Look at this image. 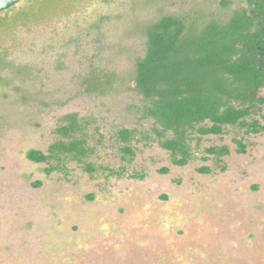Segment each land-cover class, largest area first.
<instances>
[{"label": "rangeland", "instance_id": "374dc122", "mask_svg": "<svg viewBox=\"0 0 264 264\" xmlns=\"http://www.w3.org/2000/svg\"><path fill=\"white\" fill-rule=\"evenodd\" d=\"M33 1L30 24L0 32V264H264V131L244 137L245 154L232 143L242 132L207 135L188 165L173 166L156 140L139 141L153 121L141 118L134 84L150 24L223 21L244 0H24L15 10ZM94 75L110 84L93 89ZM71 117L84 132L58 137ZM121 129L138 132L130 163ZM80 136L92 150L82 163L26 157ZM213 145L230 154L203 161Z\"/></svg>", "mask_w": 264, "mask_h": 264}, {"label": "trees", "instance_id": "16d2710c", "mask_svg": "<svg viewBox=\"0 0 264 264\" xmlns=\"http://www.w3.org/2000/svg\"><path fill=\"white\" fill-rule=\"evenodd\" d=\"M15 6L0 13V32L23 27L37 15L36 5ZM223 6L229 2L224 1ZM32 12V13H30ZM34 14V15H33ZM21 22L20 25H16ZM7 65L0 57V67ZM108 86L94 75L89 85L98 90ZM135 89L145 100L139 110L141 118L151 119L150 132L139 141L156 140L158 146L169 154L170 164L183 167L193 158L203 136H221L227 129L242 132L240 139L233 138L235 153L244 154V137L257 135L264 130L261 114L264 97L259 91L264 87V0H244L243 6L232 11L226 20L209 19L197 22L190 16L166 15L150 24L145 31L144 55L135 62ZM87 124L71 117L55 133L63 139L82 134ZM134 130L121 129L115 139L124 163L135 156L130 147L136 141ZM197 140V147L191 146ZM92 150L84 136L48 147L46 153L27 152L33 163L54 160L62 164L67 159L82 163ZM203 161L212 157L215 162L230 154L225 146L213 145L203 149ZM60 170L50 167L47 174ZM93 173L90 165L85 167ZM103 174L121 177L124 171L112 172L103 167ZM162 168L161 173H168ZM201 167L198 173H210ZM224 171V168L222 169ZM131 179L143 175L131 174ZM40 183H36L39 186Z\"/></svg>", "mask_w": 264, "mask_h": 264}, {"label": "water", "instance_id": "95a60500", "mask_svg": "<svg viewBox=\"0 0 264 264\" xmlns=\"http://www.w3.org/2000/svg\"><path fill=\"white\" fill-rule=\"evenodd\" d=\"M22 1L24 0H0V13L8 10Z\"/></svg>", "mask_w": 264, "mask_h": 264}, {"label": "flooded vegetation", "instance_id": "af4514ba", "mask_svg": "<svg viewBox=\"0 0 264 264\" xmlns=\"http://www.w3.org/2000/svg\"><path fill=\"white\" fill-rule=\"evenodd\" d=\"M263 88H264V87H262L261 90H262ZM261 90H260V91H261ZM260 91H259V93H260ZM263 97H264V96H263ZM262 108H263V107H262ZM261 112H262V111H261ZM261 114H262V113H261ZM262 116H263V115H262ZM263 123H264V116H263V120L261 121V124L264 126ZM263 131H264V130H263ZM263 131H262V132H263ZM262 132H261V133H262ZM258 134H260V133H258ZM258 134H257V135H258ZM58 137H60V136H58ZM203 137H205V136H203ZM246 137H247V136H246ZM60 138H61V137H60ZM201 138H202V137H201ZM200 140H201V139H200ZM196 141H197V140H194V142H196ZM192 142H193V141H192ZM191 146H192V145H191ZM192 147L194 148V146H192ZM199 147H200V145H199ZM209 147H210V146H209ZM235 147H236V146H235ZM205 148H208V147H205ZM205 148H203V149H205ZM203 149H202V152H201V153H203ZM235 150H236V148H235ZM245 153H246V152H245ZM245 153H244V154H245ZM236 154H237V153H236ZM204 155H205V154H204ZM194 156H195V154H194ZM194 156H193V158H192L190 161H192V160L194 159ZM203 157H205V156H203ZM203 157H202V159H203ZM190 161L188 162V164L190 163ZM188 164H187V165H188ZM185 166H186V165H185ZM183 167H184V166H183Z\"/></svg>", "mask_w": 264, "mask_h": 264}]
</instances>
